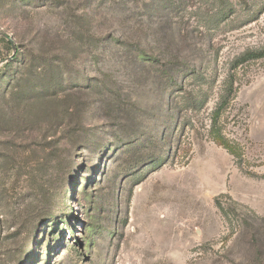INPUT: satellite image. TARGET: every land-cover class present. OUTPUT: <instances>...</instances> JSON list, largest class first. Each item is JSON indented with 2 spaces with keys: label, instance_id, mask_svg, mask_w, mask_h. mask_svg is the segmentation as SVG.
I'll use <instances>...</instances> for the list:
<instances>
[{
  "label": "rangeland",
  "instance_id": "obj_1",
  "mask_svg": "<svg viewBox=\"0 0 264 264\" xmlns=\"http://www.w3.org/2000/svg\"><path fill=\"white\" fill-rule=\"evenodd\" d=\"M0 264H264V0H0Z\"/></svg>",
  "mask_w": 264,
  "mask_h": 264
}]
</instances>
